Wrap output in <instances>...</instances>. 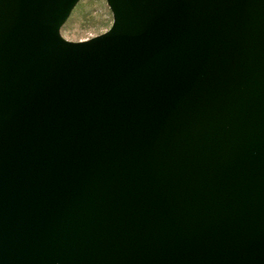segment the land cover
I'll return each mask as SVG.
<instances>
[{
  "label": "water",
  "instance_id": "1",
  "mask_svg": "<svg viewBox=\"0 0 264 264\" xmlns=\"http://www.w3.org/2000/svg\"><path fill=\"white\" fill-rule=\"evenodd\" d=\"M0 0V264H264V0Z\"/></svg>",
  "mask_w": 264,
  "mask_h": 264
},
{
  "label": "rangeland",
  "instance_id": "2",
  "mask_svg": "<svg viewBox=\"0 0 264 264\" xmlns=\"http://www.w3.org/2000/svg\"><path fill=\"white\" fill-rule=\"evenodd\" d=\"M111 20L105 0H79L62 24L60 34L67 40H84L106 31Z\"/></svg>",
  "mask_w": 264,
  "mask_h": 264
}]
</instances>
